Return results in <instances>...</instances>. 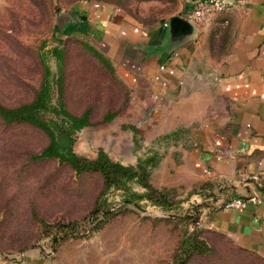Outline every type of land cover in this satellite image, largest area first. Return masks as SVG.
I'll return each mask as SVG.
<instances>
[{"label":"rangeland","instance_id":"374dc122","mask_svg":"<svg viewBox=\"0 0 264 264\" xmlns=\"http://www.w3.org/2000/svg\"><path fill=\"white\" fill-rule=\"evenodd\" d=\"M73 1L0 0V102L14 106L30 100L41 77L38 53L46 52L54 72L55 60L48 50L63 47L68 109L77 115L86 108L92 110L91 125L76 133L74 151L93 158L103 149L123 164L157 153L151 181L171 190V205L161 208L148 201L126 205L121 202L122 193L110 189L104 198L114 211L101 228L91 230L95 223H90L89 212L101 188L99 177L76 175L55 159H34L46 143L45 136L31 127L0 121V256L13 260L36 250L53 264H172L180 241L195 232L208 250L194 253L187 264H264L202 226L208 209L221 204L217 185H164L169 178L159 162L170 145L182 142L183 131L174 139L162 135L147 140L137 120H149L150 113L148 109L143 115L139 112L134 86L115 67L111 65V70L97 59L89 44L59 33L58 20ZM107 113L113 114L108 121L104 120ZM169 174L171 181L172 171ZM196 215L195 224L191 218ZM57 223H73L79 237L53 241Z\"/></svg>","mask_w":264,"mask_h":264},{"label":"crops","instance_id":"0c3cea01","mask_svg":"<svg viewBox=\"0 0 264 264\" xmlns=\"http://www.w3.org/2000/svg\"><path fill=\"white\" fill-rule=\"evenodd\" d=\"M190 1L75 0L58 31L96 49L134 86L139 112L150 113L137 120L147 140L183 131L159 162L164 185H217L221 204L202 226L264 261V0H229L227 11L175 37ZM249 196L260 202L222 206ZM0 264L53 263L29 250Z\"/></svg>","mask_w":264,"mask_h":264},{"label":"trees","instance_id":"16d2710c","mask_svg":"<svg viewBox=\"0 0 264 264\" xmlns=\"http://www.w3.org/2000/svg\"><path fill=\"white\" fill-rule=\"evenodd\" d=\"M94 56L103 62L109 69L112 66L109 60L96 49L89 46ZM55 60L56 71H52L46 61V52H39L41 77L37 88L32 90V98L14 106H7L0 102V121L4 125H23L36 129L45 136L46 143L34 155L36 160L55 159L58 163L68 166L76 175L94 174L101 180V188L95 196L93 207L89 214L90 223H95L91 230H98L112 215L114 208L107 205L104 198L107 191L114 189L122 193L121 202L137 206L141 201L168 208L171 205L169 188H159L153 185L151 173L158 164L157 153L140 157L135 164H123L114 161L103 149H98L93 158L79 155L73 145L76 133L91 125V108H86L77 115L68 109L65 92V58L63 47L53 46L48 50ZM113 114L107 113L104 120L112 119ZM137 132L135 126H129ZM137 188H140L138 190ZM225 202L222 203V206ZM200 206V204H199ZM102 217H105L102 221ZM198 223V215L191 218ZM73 223L54 226L51 234L53 241L64 240L70 237H79ZM89 233V230L86 234ZM208 246L195 232L183 238L172 257V264H187L194 253H204Z\"/></svg>","mask_w":264,"mask_h":264},{"label":"built area","instance_id":"2783aa9c","mask_svg":"<svg viewBox=\"0 0 264 264\" xmlns=\"http://www.w3.org/2000/svg\"><path fill=\"white\" fill-rule=\"evenodd\" d=\"M231 5L229 0H191L189 8L182 17L192 27H196L211 15L227 11ZM259 202L260 199L257 196L247 198L231 197L224 203L223 207L241 210L247 203L256 205Z\"/></svg>","mask_w":264,"mask_h":264},{"label":"water","instance_id":"95a60500","mask_svg":"<svg viewBox=\"0 0 264 264\" xmlns=\"http://www.w3.org/2000/svg\"><path fill=\"white\" fill-rule=\"evenodd\" d=\"M193 27L189 24L186 23L184 26V29L182 32H179L178 34H175V37H183L185 34H187ZM187 29V30H186Z\"/></svg>","mask_w":264,"mask_h":264}]
</instances>
